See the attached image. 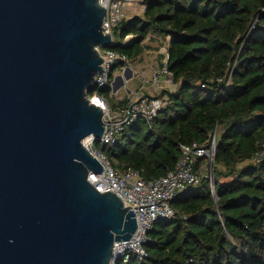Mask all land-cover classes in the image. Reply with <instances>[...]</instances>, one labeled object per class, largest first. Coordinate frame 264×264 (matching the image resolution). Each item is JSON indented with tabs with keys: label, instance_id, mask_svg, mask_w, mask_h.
I'll return each mask as SVG.
<instances>
[{
	"label": "trees",
	"instance_id": "16d2710c",
	"mask_svg": "<svg viewBox=\"0 0 264 264\" xmlns=\"http://www.w3.org/2000/svg\"><path fill=\"white\" fill-rule=\"evenodd\" d=\"M138 2L142 14L113 31L110 50L126 60L87 96L124 105L109 97L110 85L150 35L167 41L174 88L160 92L165 104L150 124L138 119L111 146L93 147L115 171L146 181L174 170L181 145L210 144L214 134L215 156L211 180L174 197L176 216L154 224L145 258L131 264H264V0Z\"/></svg>",
	"mask_w": 264,
	"mask_h": 264
},
{
	"label": "water",
	"instance_id": "95a60500",
	"mask_svg": "<svg viewBox=\"0 0 264 264\" xmlns=\"http://www.w3.org/2000/svg\"><path fill=\"white\" fill-rule=\"evenodd\" d=\"M105 12L98 0H0V264H109L136 231L133 210L90 183L102 166L83 143L104 133L87 93L99 50L114 47Z\"/></svg>",
	"mask_w": 264,
	"mask_h": 264
},
{
	"label": "built area",
	"instance_id": "2783aa9c",
	"mask_svg": "<svg viewBox=\"0 0 264 264\" xmlns=\"http://www.w3.org/2000/svg\"><path fill=\"white\" fill-rule=\"evenodd\" d=\"M136 1L98 0L106 11L102 22L103 34H110L113 38L114 29L128 17L132 5ZM99 52L103 59L101 66L104 73L95 77L94 85L97 88H103L107 85V75L113 65L126 59L109 49H100ZM166 63L167 55L164 57L163 66L157 67L152 72V79L158 81L163 78L173 87L172 75L167 70ZM89 98L101 102L99 107L103 112L104 133L99 142L100 147L111 146L119 134L138 119L150 124L165 104L162 98L144 95L136 100L129 99L123 106L113 109L104 97L95 94ZM94 142L93 139H90L85 145L90 154L102 166V172L98 175L90 174V183L100 193L111 192L117 195L125 207L133 210L137 224L136 231L129 240L113 244L112 258L109 264H131V261H142L146 256L143 247L148 241V233L154 224L158 220H170L176 216L171 205L174 197L188 187L198 185L202 177L208 176L211 180L210 168L215 156V134L210 144L181 145V157L174 170L168 171L164 176L152 181L144 180L137 171H115L102 152L93 147ZM199 158L203 159L200 163ZM197 163H199L198 168L194 170ZM205 170L208 171V174H204Z\"/></svg>",
	"mask_w": 264,
	"mask_h": 264
},
{
	"label": "rangeland",
	"instance_id": "374dc122",
	"mask_svg": "<svg viewBox=\"0 0 264 264\" xmlns=\"http://www.w3.org/2000/svg\"><path fill=\"white\" fill-rule=\"evenodd\" d=\"M143 12L141 5L139 4L138 0L132 5L131 11L128 14L129 16L132 15H141ZM151 39L147 40L146 42H144L145 44V50L143 52V54L141 55V57L139 59L134 60L133 62H128L127 67L130 68V72L132 77L134 76V79L136 81H141L142 77H148L152 74V72L159 67V63L158 60H164L163 57H165L166 55V51H167V41L164 39H160L157 38L154 35H150ZM160 54H159V53ZM122 69L121 71H116L115 73V77H117L118 75L123 73ZM136 81H134V83H136ZM120 81L117 80L115 81V86H119ZM132 86V84H130L128 87L130 88ZM125 87V86H124ZM124 87H122L121 89H117L116 94H110L109 97H112L114 99V101H118L121 99H127V100H136L137 98H139L140 96L136 97H127V94L124 90ZM111 89L113 93V88L111 85ZM146 95V94H145ZM144 96V95H143ZM108 101V100H107ZM109 103V101H108ZM110 104V103H109ZM207 170H205L204 174H206ZM238 245H241L240 242H238Z\"/></svg>",
	"mask_w": 264,
	"mask_h": 264
},
{
	"label": "crops",
	"instance_id": "0c3cea01",
	"mask_svg": "<svg viewBox=\"0 0 264 264\" xmlns=\"http://www.w3.org/2000/svg\"><path fill=\"white\" fill-rule=\"evenodd\" d=\"M142 10H144L143 7H142ZM163 61L164 60H162V62ZM123 69H124L123 73L117 76V77L122 78V80H120V84H119L117 89H121L122 87L125 86L124 90H125L128 98L131 96L137 98L138 96H143L145 94L147 96H150V97H159L160 92H162L164 90L170 91L174 88V86L173 87L170 86L163 78H160L158 81H153L152 74L148 77H146V76L142 77V80L139 81V83H138V81H136L134 79V76L132 77L131 72H130V68H128L126 66ZM134 81H136V83H134ZM130 84H132V86L129 88L128 86ZM116 92H117V90L111 94H116ZM122 100L123 99L118 100L117 102L122 101ZM119 107H121V106H117L116 108H119Z\"/></svg>",
	"mask_w": 264,
	"mask_h": 264
},
{
	"label": "bare ground",
	"instance_id": "6f19581e",
	"mask_svg": "<svg viewBox=\"0 0 264 264\" xmlns=\"http://www.w3.org/2000/svg\"><path fill=\"white\" fill-rule=\"evenodd\" d=\"M95 102H96V104H97L98 106H99V104H101V102L99 103V101L96 100V99H95ZM83 143H84V145H85L86 143H88V140H87V141L85 140V142H83Z\"/></svg>",
	"mask_w": 264,
	"mask_h": 264
}]
</instances>
